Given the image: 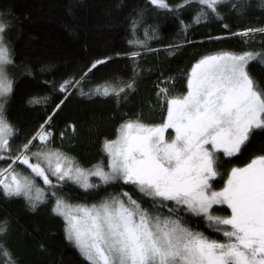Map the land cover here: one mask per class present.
Returning <instances> with one entry per match:
<instances>
[{
	"label": "snow or ice",
	"instance_id": "obj_1",
	"mask_svg": "<svg viewBox=\"0 0 264 264\" xmlns=\"http://www.w3.org/2000/svg\"><path fill=\"white\" fill-rule=\"evenodd\" d=\"M147 4L174 14L185 33L177 43L164 45L169 55L193 43L187 36L191 25L211 17L222 21L221 5L236 15H243L249 7L247 0H178L175 4L147 0ZM193 6L194 14L186 23L180 13ZM260 6L264 7V0ZM144 15V9L132 14L133 34ZM20 24L13 8H0V160L4 162L0 166V195L22 197L32 211L51 202V212L64 220V239L88 264H264V76L257 79L251 71L258 64L264 72V46L201 54L183 73L184 88L179 93L174 90V78L161 72L154 85L159 122L146 123L139 113L132 117L125 114L114 138L102 141L106 165L98 162L85 169L60 148L48 147L55 135L51 121L73 89L81 96H114L117 105L121 98L127 101L142 72L138 63L141 51L123 54L131 60L132 74L125 79L117 77V83L103 81L90 85L87 92L82 86L92 70L110 57L92 61L79 78L70 74L61 80L42 81L62 98L46 110L36 130L15 145L18 129L6 114L15 83L22 76L35 78L52 69L51 64L37 66L22 57L17 63ZM222 28L219 35L201 39L264 35V26L244 27L236 33L227 23ZM150 30L157 31L155 27ZM144 34L147 37L148 29ZM128 43L139 45L145 54L155 51L143 40ZM46 102V96L27 100L29 104ZM75 131V124L69 121L58 135L62 140L71 139ZM255 140L260 141L259 153L242 166L227 168L222 176L221 170L229 163L223 157H234ZM217 176L226 177L219 188L213 182ZM66 181L83 189L123 182L134 185L141 195L134 198L121 187L119 193L102 197L98 203L72 205L60 194ZM144 197L150 198V208L142 206ZM213 205H227L230 214L213 215ZM182 213L202 217L215 226L221 238L195 231L188 224L190 217ZM9 232L5 216L0 219V264H24L8 244ZM37 248L47 251L42 241L37 242Z\"/></svg>",
	"mask_w": 264,
	"mask_h": 264
},
{
	"label": "trees",
	"instance_id": "obj_2",
	"mask_svg": "<svg viewBox=\"0 0 264 264\" xmlns=\"http://www.w3.org/2000/svg\"><path fill=\"white\" fill-rule=\"evenodd\" d=\"M177 2L178 0H169L171 4ZM260 2L261 0H247L249 7L243 15L231 13L221 5L220 11L224 17L222 21L211 17L200 24L191 25L187 36L193 43L180 47L169 55L164 45L177 43L178 38L185 33L179 29L174 14L148 5L147 0H0V8H13L21 19V32L15 44L17 63L22 57L25 62L33 65H52L48 74L35 78L22 76L15 83L14 94L9 100L6 113L9 121L18 129L15 145L22 143L28 134L33 133L45 119L46 110L50 111L58 98H62L58 91L42 81L61 80L70 74L79 78L92 61L110 57V60L92 70L82 81V86L87 92L90 85L103 81L117 83V77L125 79L132 74L131 60L123 55L132 50L141 51L138 63L142 72L137 78L135 92L130 94L127 101L121 98L117 105L114 96H81L73 89L59 114L51 121L55 132L52 137L53 146L63 149L58 145V133L69 121L75 124L76 131L71 139L65 137L61 141L63 146L87 156L102 144L104 138H114L115 128L125 114L132 117L139 113L144 122H159L160 111L155 107L154 85L161 72L174 78V90L179 93L184 88L183 73L188 71L194 59L201 54L217 50L239 52L264 46V35L260 33H256L254 37L237 35L216 41L201 39L205 35H219L224 23L229 25L233 33L244 27L264 26V7L260 6ZM117 4L119 7H116ZM194 7H186L180 13L186 23L191 21ZM139 9H144L145 15L143 23L138 25V31L133 34L130 19ZM152 27L157 29L156 33L151 32ZM145 29H148L147 37ZM136 39L143 40L148 48L155 51L145 54L139 45L128 43L129 40ZM116 53L121 55L117 56ZM251 71L257 79L264 76L258 64H254ZM31 96H46L47 102L29 104L27 100ZM259 151L260 141L255 140L234 157H223L229 163L221 170L222 176L224 170L233 165L242 166ZM3 165L4 162L0 160V166ZM222 176L213 179L215 187H222L223 179L226 178ZM121 187L134 198L141 195L134 185H124L123 182L83 189L69 181L65 182L60 194L72 204H93L98 203L102 197L116 195ZM49 195L50 191L46 193V196ZM141 203L150 208V198L144 197ZM163 211L166 214L167 210ZM212 214L222 216L230 214V211L226 207L215 206ZM181 215L190 217L188 224L195 231L202 232L209 238H221V234L215 231V226H209L202 217L184 213ZM5 216L9 218L8 244L24 264H88L78 250L64 239V221L51 212V202L46 201L32 211L22 197L4 198L0 195V219ZM38 241L45 243L47 251L38 250Z\"/></svg>",
	"mask_w": 264,
	"mask_h": 264
},
{
	"label": "rangeland",
	"instance_id": "obj_3",
	"mask_svg": "<svg viewBox=\"0 0 264 264\" xmlns=\"http://www.w3.org/2000/svg\"><path fill=\"white\" fill-rule=\"evenodd\" d=\"M146 123H149L146 121ZM171 131V130H169ZM60 139V143H58L59 146H61L63 149L61 151L67 153L68 155L72 156L75 158V161L83 168L85 169H90L92 165L96 164V163H101V164H104L106 165L107 163V158H106V154L102 151L101 149V144L96 147L92 153H90V155H85V154H78L77 152L73 151L70 149V147H65L63 146V143L61 142L62 139ZM37 143H39V141H37ZM48 147L50 148H54L53 146V141H52V138H51V142L50 144L48 145ZM37 179V183L40 185V186H43V183L41 180H39V178H36ZM89 179L91 181L95 180L96 178L94 177H89ZM214 179V178H213ZM71 182V181H69ZM73 183V182H72ZM79 186V185H78ZM223 186V185H222ZM47 192H45V195H46ZM69 203V202H68ZM69 204H72V203H69ZM77 203H74L72 205H75ZM86 205H91V204H86ZM226 207L227 208V205H213V207ZM230 211V209H229ZM62 218V217H61ZM63 219V218H62ZM64 221V220H63Z\"/></svg>",
	"mask_w": 264,
	"mask_h": 264
}]
</instances>
